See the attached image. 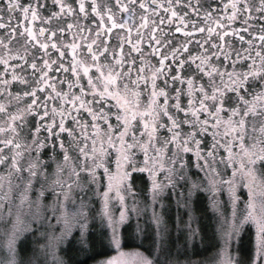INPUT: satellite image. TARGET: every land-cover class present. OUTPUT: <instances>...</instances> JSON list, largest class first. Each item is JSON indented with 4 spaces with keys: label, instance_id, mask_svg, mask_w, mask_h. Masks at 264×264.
<instances>
[{
    "label": "snow or ice",
    "instance_id": "6c2138e0",
    "mask_svg": "<svg viewBox=\"0 0 264 264\" xmlns=\"http://www.w3.org/2000/svg\"><path fill=\"white\" fill-rule=\"evenodd\" d=\"M264 264V0H0V264Z\"/></svg>",
    "mask_w": 264,
    "mask_h": 264
},
{
    "label": "trees",
    "instance_id": "16d2710c",
    "mask_svg": "<svg viewBox=\"0 0 264 264\" xmlns=\"http://www.w3.org/2000/svg\"><path fill=\"white\" fill-rule=\"evenodd\" d=\"M90 264H91V262H90Z\"/></svg>",
    "mask_w": 264,
    "mask_h": 264
}]
</instances>
